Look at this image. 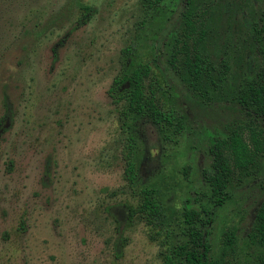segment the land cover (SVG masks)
<instances>
[{
	"label": "rangeland",
	"instance_id": "rangeland-1",
	"mask_svg": "<svg viewBox=\"0 0 264 264\" xmlns=\"http://www.w3.org/2000/svg\"><path fill=\"white\" fill-rule=\"evenodd\" d=\"M79 4L92 10L77 24ZM186 17L200 23L195 40L184 41ZM140 62L173 118L138 127L145 155L129 184L128 119L107 91ZM261 89L264 0H0V264H162L184 207L209 211L219 264H264V149L220 204L202 177L208 145L237 125L264 140ZM145 186L162 203L157 233L127 210Z\"/></svg>",
	"mask_w": 264,
	"mask_h": 264
},
{
	"label": "trees",
	"instance_id": "trees-1",
	"mask_svg": "<svg viewBox=\"0 0 264 264\" xmlns=\"http://www.w3.org/2000/svg\"><path fill=\"white\" fill-rule=\"evenodd\" d=\"M79 14L75 18L77 24L87 20L92 8L87 4H79ZM184 41L195 40L201 36L198 19H184ZM124 65H128L131 51L129 47L122 49ZM126 69V68H125ZM126 71V70H125ZM151 67L147 62L133 64L125 74L114 76L108 88V94L116 104L120 103L122 114L128 119L127 138L123 145L124 160L123 177L129 184L138 182L139 161L144 158V141L138 134L140 125L150 124L160 127L172 121V114L161 110L155 102V90L147 88L145 80ZM254 103L264 112V89L255 94ZM264 149V140L260 132L254 128L237 125L225 138L217 139L208 145L211 158L210 167L202 170V177L208 184L215 204H220L225 196L227 184L236 170H245L251 166L256 157ZM128 212L140 213L146 224L154 233L165 230L166 220L162 211V203L154 188L142 187L139 191L136 206L127 205ZM210 221L209 211L184 207L180 221V229L176 234L166 231V248L162 255V264H219L211 253L210 244L204 232ZM255 231L257 240L264 248V201L255 214Z\"/></svg>",
	"mask_w": 264,
	"mask_h": 264
}]
</instances>
